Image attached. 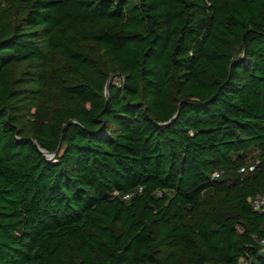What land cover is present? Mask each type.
<instances>
[{
  "label": "trees",
  "instance_id": "16d2710c",
  "mask_svg": "<svg viewBox=\"0 0 264 264\" xmlns=\"http://www.w3.org/2000/svg\"><path fill=\"white\" fill-rule=\"evenodd\" d=\"M263 192L264 0H0V264H264Z\"/></svg>",
  "mask_w": 264,
  "mask_h": 264
},
{
  "label": "built area",
  "instance_id": "2783aa9c",
  "mask_svg": "<svg viewBox=\"0 0 264 264\" xmlns=\"http://www.w3.org/2000/svg\"><path fill=\"white\" fill-rule=\"evenodd\" d=\"M254 169V163H250L245 166H241L238 171L243 172L246 174L247 171ZM214 175H218V172H215ZM128 195H125L124 198H127ZM249 203L251 204L252 208L257 212H263L264 210V192L262 194L253 196L249 198ZM239 229V228H238ZM259 244L262 246V250L264 251V238L259 240ZM245 264V263H240Z\"/></svg>",
  "mask_w": 264,
  "mask_h": 264
},
{
  "label": "rangeland",
  "instance_id": "374dc122",
  "mask_svg": "<svg viewBox=\"0 0 264 264\" xmlns=\"http://www.w3.org/2000/svg\"><path fill=\"white\" fill-rule=\"evenodd\" d=\"M110 79L112 80V81H114L115 83H120V81H121V76L120 75H118V73L117 72H115V71H111L110 72ZM243 262V261H242ZM241 262V263H242Z\"/></svg>",
  "mask_w": 264,
  "mask_h": 264
},
{
  "label": "water",
  "instance_id": "95a60500",
  "mask_svg": "<svg viewBox=\"0 0 264 264\" xmlns=\"http://www.w3.org/2000/svg\"><path fill=\"white\" fill-rule=\"evenodd\" d=\"M40 151L47 157V158H50L53 154L52 153H49L47 151H43L40 149Z\"/></svg>",
  "mask_w": 264,
  "mask_h": 264
}]
</instances>
